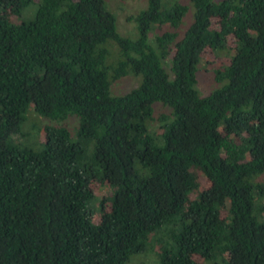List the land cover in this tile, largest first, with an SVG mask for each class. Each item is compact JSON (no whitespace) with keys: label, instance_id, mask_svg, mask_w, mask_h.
<instances>
[{"label":"trees","instance_id":"1","mask_svg":"<svg viewBox=\"0 0 264 264\" xmlns=\"http://www.w3.org/2000/svg\"><path fill=\"white\" fill-rule=\"evenodd\" d=\"M188 2L149 0L131 39L104 0H0V264H264V0ZM207 49L235 53L201 96ZM32 110L76 138L21 147Z\"/></svg>","mask_w":264,"mask_h":264},{"label":"rangeland","instance_id":"2","mask_svg":"<svg viewBox=\"0 0 264 264\" xmlns=\"http://www.w3.org/2000/svg\"><path fill=\"white\" fill-rule=\"evenodd\" d=\"M107 8L115 14L117 18V25L119 33L126 37L135 39L138 35L137 24L135 21H130L129 18L132 16L138 15L141 11L145 10L148 7L149 0H104ZM169 6L174 2H181L189 5L188 0H164ZM217 2L223 0H216ZM33 9V10H31ZM30 10V11H29ZM28 12L24 13V17H28L33 14L35 7L32 6ZM16 21V20H15ZM192 22V12H190L183 21V25L180 28V31L184 33L189 25ZM158 33V32H156ZM229 47H235L233 38L228 41ZM235 51H228V54L224 52L219 55L216 54L211 49H207L204 53V61L201 64V69L199 71L198 85L197 90L201 96L209 95L214 90L217 89L218 84L214 80V71L217 69L224 68L231 63V58L234 55ZM140 84V78L136 76H127L120 81L115 82L112 85L111 92L114 96H122L128 94L130 91L138 87ZM220 87V85H219ZM218 87V88H219ZM154 108L156 109V114L154 115L156 121L158 122V116L163 114H168L171 112V109L167 106H162L161 104H155ZM33 111V110H32ZM34 115V116H32ZM154 121L150 129L153 134L159 129V122ZM79 118L77 116H70L66 121H51L50 119L44 118L37 115L34 111L29 112L27 115V120L23 124L21 134L15 138L16 143L21 147H27L28 149H34L38 151L42 148L45 143V129L47 127H58V126H67L71 133L73 139L76 138V131L74 130L78 127ZM73 132L75 134H73ZM75 135V136H74ZM203 183V189L209 188L210 183L207 179L201 178ZM99 188V187H98ZM99 190L103 193L107 192L105 186H100ZM164 236L163 234L161 237ZM154 245L150 244L147 250L140 255H136L132 258V261L129 264H158L154 261V256L158 255L155 253ZM158 251V250H157Z\"/></svg>","mask_w":264,"mask_h":264}]
</instances>
